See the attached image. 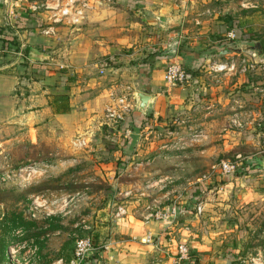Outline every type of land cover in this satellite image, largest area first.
Listing matches in <instances>:
<instances>
[{
  "label": "rangeland",
  "instance_id": "obj_1",
  "mask_svg": "<svg viewBox=\"0 0 264 264\" xmlns=\"http://www.w3.org/2000/svg\"><path fill=\"white\" fill-rule=\"evenodd\" d=\"M47 1L55 6L57 1L62 5L68 0H37L38 4ZM171 1L165 23L167 31H177L173 40L181 48L177 54L184 58L189 50L198 52L200 58L211 55L210 68H199L203 83L215 86L217 98L214 100L213 90L206 94L194 91V96L184 98L177 116L169 115L163 125L154 127L157 132L148 133L155 144L167 145L162 147L166 152L161 158L152 159L155 161L150 171L149 165L133 169L134 163H145L147 157L120 155L119 143L100 137L98 132L83 146L72 144V140L89 132L76 129L63 135L56 128L50 131L46 122L40 126L35 144L26 132H14L13 128L11 132H0V143L10 139L0 146V176L6 177L0 180V236L3 221L11 214H21L25 222L35 223L29 229L19 227L8 233L0 264H71L75 240L81 237L91 238L99 248L89 255L90 259L104 249L99 238L104 234L96 228H110L127 215L152 224L168 215L167 219L176 218L179 223V228L168 235L170 244L161 250L159 246L151 248L144 264H264V0ZM74 2L83 8V18L73 24L63 20L61 26L78 30L90 18L94 23L100 21L98 29L93 26L86 31L90 39L98 44V37L116 28L113 32L117 43L126 54L147 44L144 39L151 32L141 6L130 8V0ZM106 20H116L117 26L104 25L106 29L101 33V23ZM170 22L177 25L169 27ZM79 38L77 45L85 41ZM144 46L141 50L146 53L150 48ZM225 49L226 66L222 61ZM177 54H167L166 58ZM144 59L129 64L136 68ZM180 62L187 72L186 63ZM143 75L140 72L139 76ZM132 95L128 88L118 92L127 100ZM196 95L203 97L197 99ZM116 97H110L106 107L115 104ZM239 112L240 120H233L232 114ZM143 137L134 142V148H147L144 146L149 141ZM174 149L178 150L175 154L171 153ZM192 149L197 153L191 154ZM203 149L207 152H200ZM178 159L195 160L192 164L198 167L175 166ZM227 160L237 166L228 176L220 169L221 161ZM98 162H112L113 167L97 169ZM131 168L134 173L126 170ZM196 206L201 209L199 213ZM173 207L178 212L175 217L170 215ZM54 225L59 228L53 230ZM148 233L131 239L146 242L143 239ZM152 238L154 241L153 234ZM180 244L187 252L178 261ZM11 246L14 263L7 257Z\"/></svg>",
  "mask_w": 264,
  "mask_h": 264
},
{
  "label": "crops",
  "instance_id": "obj_2",
  "mask_svg": "<svg viewBox=\"0 0 264 264\" xmlns=\"http://www.w3.org/2000/svg\"><path fill=\"white\" fill-rule=\"evenodd\" d=\"M173 2L130 0V8L141 6L140 10L148 21L151 35L145 36L144 39L147 43L144 45L149 46L150 50L146 49L144 53L141 49H145V46L138 45L128 54L120 50L121 46L118 45L113 32L116 28L110 27V33L98 37L96 39L98 44L90 39L86 31H90L93 26L98 29L100 21L94 23L90 18L91 21H85L78 30L75 29L77 27L72 29L71 26L68 28L56 24L53 26L54 34L46 35L42 32L49 23L46 12L35 14L28 10L26 1H21L15 8L12 7L17 14L16 19L13 20L10 18L9 4L0 3V49L5 50L0 53V121H3L0 124V132H11L12 128L14 132H26L25 135L30 139L31 144L39 141L40 126L46 123L49 124L50 131L56 128L63 135L71 134L76 129L83 133L89 132L88 135L82 134L86 142L88 138H94V133L98 132L100 137L105 136L114 144L119 143L120 155L127 157L132 154V158L138 155L148 158L145 163H134L133 169L137 171L141 165H149L148 171L152 170L149 169L155 161L152 162V159L161 158L166 152L162 147L166 148L167 145L155 144L154 137H149L148 133L157 132L154 127L163 125L169 115L177 116L176 111L183 109L184 98L188 95L194 96V91L197 93L203 91L206 94L205 91L213 90L214 100L217 98L215 86L208 87L203 83L199 68H210L211 55L200 58L202 55L198 52L189 50H186L184 58L181 53L177 54L180 61H184L188 67L186 80L174 86L167 85L163 80L164 63L167 58L161 54L174 40L177 32L167 31L165 23V19L169 18L168 14ZM101 24L99 30L101 33L105 28L104 25L117 26L116 20H106ZM57 37L60 39L58 42H56ZM79 37H83L82 40L85 41L77 45ZM139 50L141 53H138ZM222 55L224 58L222 61L226 66V49ZM140 57L145 59L136 64L137 69L129 64ZM212 68L215 70L214 67ZM140 72L144 75L139 76ZM129 75L133 78L128 77ZM126 88L130 90V95L138 91H146L153 97V101L147 105L145 112H142L135 107V99L132 100L133 108L125 116V120L115 126L109 125L104 120V110L110 99L115 95L118 96V92L121 93ZM202 97L196 95L197 99ZM198 102L196 106H200L201 103ZM240 114L241 112L232 114L233 120H238ZM205 115L207 117L208 113ZM179 117L184 118L183 115ZM175 120L177 121V118ZM102 132L108 134L104 135ZM121 135L124 137L121 138ZM142 135L143 140L149 141L144 146L147 148L141 149L140 146L134 148L133 145H137L134 142L139 141L138 138ZM9 140L4 139L0 146L5 145ZM194 150L192 149L191 154L197 153L193 152ZM177 151L174 149L171 153L175 154ZM202 151L207 152L206 149L200 152ZM175 159L177 158L174 157L173 160L176 161ZM184 160L186 159H178L174 165L180 164L181 168L198 167L192 164L195 160ZM204 163L208 161L204 160ZM112 167V162H98L95 165V168L103 170ZM126 170L135 172L132 168ZM175 220L176 218L171 221L162 219L152 224L149 223L150 221L146 222L127 215L120 217L110 228L97 227L96 231L100 235L104 234L102 237L99 236L104 242V249L99 255L95 253L90 257V264H144L145 254L149 253L151 248L159 246L158 250H161L163 245L170 244L172 239L168 235L179 228V223L176 224L177 220ZM146 232L151 236L150 241H132L131 237L140 238ZM152 234L155 236L154 241ZM139 250H141L140 254H138Z\"/></svg>",
  "mask_w": 264,
  "mask_h": 264
},
{
  "label": "built area",
  "instance_id": "obj_3",
  "mask_svg": "<svg viewBox=\"0 0 264 264\" xmlns=\"http://www.w3.org/2000/svg\"><path fill=\"white\" fill-rule=\"evenodd\" d=\"M26 1L28 3L27 8L29 11L40 14L41 12L51 13L49 14L46 19L49 21L46 28L42 30V32L46 35H50L54 33L53 26L56 24H59L63 20L70 21L73 23H78L83 18V8L77 7L74 0H68L66 3H62V5H59L57 1V5L53 6L51 2L47 1L43 4H38L36 0H0V3L3 4H9V14L10 18L15 20L17 17V14L12 10V7L15 8L16 4ZM42 8V9H41ZM4 49H0V53L4 52ZM187 73L182 66L180 62L179 57H173L167 59L164 67L163 72V80L167 85H179L184 83V81L187 78ZM117 102L113 105H110L105 108L104 112V118L106 123H111V125H117L121 123L123 120H125V116H127L130 111L133 108V102L134 96L132 95L131 100H127L122 98V96L116 97ZM128 133V132H126ZM72 144L76 146H83L86 145L87 142L82 137H77L72 140ZM220 169L221 172L224 175H230L233 174L237 170V166L235 162L232 161H221L220 163ZM1 181H5V176H0ZM197 213L201 211L199 206H196ZM177 210L175 207L172 208L171 216L175 217L177 215ZM161 217H164V219L168 218V215H162ZM144 241L148 242L151 240L150 234L146 235L143 239ZM13 246H11L7 252L8 259L14 263V258L12 257L13 254ZM99 248H96L91 238L89 237H81L75 240V246L73 251V257L70 261L71 264H90L89 262V255L94 251L98 250ZM178 257L177 260L180 261L182 258L186 257L187 248L184 244H180L178 246Z\"/></svg>",
  "mask_w": 264,
  "mask_h": 264
},
{
  "label": "trees",
  "instance_id": "obj_4",
  "mask_svg": "<svg viewBox=\"0 0 264 264\" xmlns=\"http://www.w3.org/2000/svg\"><path fill=\"white\" fill-rule=\"evenodd\" d=\"M237 31L235 32V36L237 37ZM178 51H180L178 49ZM162 55V54H161ZM5 224V225H4ZM32 226H35L34 222H25L21 216V214H11V216L7 219H5L3 221V234L0 236V261L3 260L4 255H5V251H6V247H7V235L8 233H10L11 230H15L19 227H23L25 229H29ZM59 226L58 225H54L53 226V230L58 229Z\"/></svg>",
  "mask_w": 264,
  "mask_h": 264
},
{
  "label": "water",
  "instance_id": "obj_5",
  "mask_svg": "<svg viewBox=\"0 0 264 264\" xmlns=\"http://www.w3.org/2000/svg\"><path fill=\"white\" fill-rule=\"evenodd\" d=\"M177 24L175 22H170L169 27H174ZM178 52V41L175 40L171 45L168 46L163 52L162 55H174ZM33 55H36L33 53ZM135 102H136V108L140 109L142 112H145L146 107L149 103L153 101V97L146 91H138L133 94Z\"/></svg>",
  "mask_w": 264,
  "mask_h": 264
}]
</instances>
